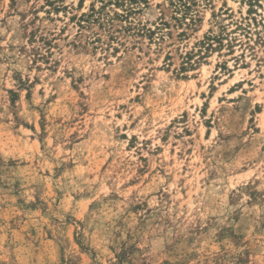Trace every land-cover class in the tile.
Returning <instances> with one entry per match:
<instances>
[{"label": "rangeland", "instance_id": "1", "mask_svg": "<svg viewBox=\"0 0 264 264\" xmlns=\"http://www.w3.org/2000/svg\"><path fill=\"white\" fill-rule=\"evenodd\" d=\"M0 264H264V0H0Z\"/></svg>", "mask_w": 264, "mask_h": 264}]
</instances>
